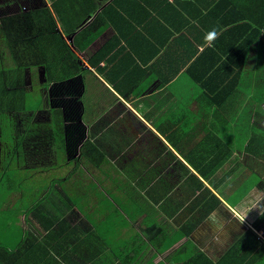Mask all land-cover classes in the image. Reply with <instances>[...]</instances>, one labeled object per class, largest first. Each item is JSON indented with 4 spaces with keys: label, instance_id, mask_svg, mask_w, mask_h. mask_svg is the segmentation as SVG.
<instances>
[{
    "label": "crops",
    "instance_id": "0c3cea01",
    "mask_svg": "<svg viewBox=\"0 0 264 264\" xmlns=\"http://www.w3.org/2000/svg\"><path fill=\"white\" fill-rule=\"evenodd\" d=\"M261 3L0 0V264H256L264 39L221 34Z\"/></svg>",
    "mask_w": 264,
    "mask_h": 264
},
{
    "label": "trees",
    "instance_id": "16d2710c",
    "mask_svg": "<svg viewBox=\"0 0 264 264\" xmlns=\"http://www.w3.org/2000/svg\"><path fill=\"white\" fill-rule=\"evenodd\" d=\"M258 7H260L258 11H253L254 15L248 14V13L244 14L242 23L238 24L235 27V29L227 30L221 34L222 41L226 42V39H227V41L229 42V46L232 47V49L226 55V57H229L231 61L236 62L234 64L237 66L236 75L239 74V70L244 65L246 60L254 56V52L253 54L251 53H252V47L255 42H257L258 44V47H259L258 55L260 56V46L263 44V42H260V40L264 39V0H263V3H261ZM236 30H241V31L236 32ZM235 35H241V38L234 40ZM226 36H229V37H226ZM257 39L259 41H257ZM240 64L242 66H240ZM260 103H264V101H261ZM9 130H10L9 126L7 127L6 125H3L2 127H0V133L2 137L7 136L8 135L7 133ZM17 165H19V163ZM17 165L15 162H13L10 167L15 169L17 168ZM5 179L9 187L11 186V184L18 185L19 191L25 192V190H27L26 187L35 189L34 184L30 181L31 178L27 175L25 177L24 173L20 172L18 173V176L17 175L14 176V174L10 173ZM22 198H23V201L26 202V200L28 199L26 193L22 194ZM32 207L33 206H28V208H26V205H23V202H22L20 209L28 210ZM257 257H258V260L256 264H264V252L259 253Z\"/></svg>",
    "mask_w": 264,
    "mask_h": 264
},
{
    "label": "clouds",
    "instance_id": "9594fccd",
    "mask_svg": "<svg viewBox=\"0 0 264 264\" xmlns=\"http://www.w3.org/2000/svg\"><path fill=\"white\" fill-rule=\"evenodd\" d=\"M214 35H216V31H215V29H213L209 34H206V36H205V40H206V41H210L211 38H212V36H214ZM252 210L257 211L258 215H264V208H259V207H258V208H254V209H249V211H252ZM246 216H247V212L243 213V214L239 217V221H240L241 224L244 223V220H245Z\"/></svg>",
    "mask_w": 264,
    "mask_h": 264
},
{
    "label": "rangeland",
    "instance_id": "374dc122",
    "mask_svg": "<svg viewBox=\"0 0 264 264\" xmlns=\"http://www.w3.org/2000/svg\"><path fill=\"white\" fill-rule=\"evenodd\" d=\"M253 52H254V50L252 49V53L251 54H253ZM252 56V55H251ZM251 59H252V57H251ZM259 60L260 59H258V55L256 54V52H255V54H254V59L253 60H251L250 61V63L252 64H256V63H258L259 64ZM247 83V82H246ZM2 148V145L0 146V149ZM13 202H14V200H13ZM13 202H12V204H11V206H12V208H14L15 206L13 205ZM10 204V203H9Z\"/></svg>",
    "mask_w": 264,
    "mask_h": 264
}]
</instances>
